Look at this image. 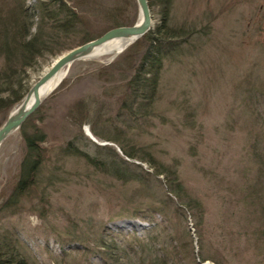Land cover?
Segmentation results:
<instances>
[{
	"label": "rangeland",
	"instance_id": "rangeland-1",
	"mask_svg": "<svg viewBox=\"0 0 264 264\" xmlns=\"http://www.w3.org/2000/svg\"><path fill=\"white\" fill-rule=\"evenodd\" d=\"M24 1L29 7L37 2ZM67 2L88 17L97 36L107 24L99 13L118 4L117 0ZM12 3L0 0L8 7ZM162 10L156 4L151 7L150 31L165 28L182 38V48L179 55L164 60L149 116L139 115L128 124L116 103L135 41L119 55L74 62L29 116L30 129H39L44 136L42 147L49 160L38 185L21 198L14 214L4 204L19 180L26 145L20 131L0 145V232L16 228L40 264H83L79 253L61 258L58 246L63 238L58 236L64 235L81 238L92 248L91 261L100 264V239L107 245L112 244V236L143 239L154 226L133 214L163 204L165 216L156 215L154 223L166 226L182 257L187 252L185 264H264V178L259 181L261 165L256 158H264V0H172L168 14L163 16ZM129 14H135L134 24L139 22L137 4ZM66 52L40 58L26 70L22 100L8 115ZM80 100L100 112L97 126L105 122L106 130L123 134L126 143L100 142L87 124L79 126L70 115L77 119ZM6 118H0V127ZM73 137L91 158L103 161L109 159L108 153L119 162H132L133 166L122 165L137 171L139 180L119 181L73 157L57 166L55 153ZM120 144L132 147L136 159L124 156ZM161 164L174 168L175 174L164 173ZM174 179L183 187L180 199L168 191ZM184 195L195 199L201 211L193 205L188 208ZM181 204L184 217L175 209ZM127 258L125 264L137 262L133 256Z\"/></svg>",
	"mask_w": 264,
	"mask_h": 264
},
{
	"label": "trees",
	"instance_id": "trees-1",
	"mask_svg": "<svg viewBox=\"0 0 264 264\" xmlns=\"http://www.w3.org/2000/svg\"><path fill=\"white\" fill-rule=\"evenodd\" d=\"M36 1L32 7L27 6L24 0H12L11 7H8V4H0V118L3 120L12 108L22 100V93L20 92L25 77L24 74L27 69H31L36 65L38 59L55 58L58 54L66 52V50H71L88 43L90 40L97 39L112 28L130 27L136 20L135 14L132 17L130 14L127 16L129 9L134 12L136 8L135 1L117 0L118 4L114 9L103 10L99 13V16H102L100 19L105 20L108 25L106 24V29L97 36L93 34L95 30L92 29V22L88 17L81 14L78 9L70 7L67 0ZM147 4L150 12L154 4L162 6V14L165 16L168 14L172 0H147ZM181 39L175 38L172 34L166 32L165 28L158 26L156 32L146 33L140 41H137L129 49L126 58V63H128L127 72L124 74L123 83L118 87L116 101L119 106V114L128 117L125 119L126 123L129 124V119L134 120L139 115H144V117L150 115L153 101L161 84L160 79L164 60L173 59L175 55L180 54L182 41L179 40ZM142 43L146 44L145 47H142ZM76 110L77 119L74 117V113H71L70 116L77 121L79 126L87 124L90 127L91 134L100 142L108 141L118 144L121 141L126 143V136L108 132L105 122L102 123V127H100L102 124L97 126L95 122L98 118L102 120V116H100L99 111L92 109L91 105L86 103L85 100H80L76 104ZM28 118L19 128L27 152L22 160L17 185L4 204V209L12 210L13 214L17 211L21 198L28 195L30 188L38 185L40 172L49 160L46 157L47 150L42 147L45 142L44 136L39 129H30ZM77 140V137H73L70 142L58 149L54 158L57 166L64 158L73 157L84 160L91 167L119 181L126 183L139 180L137 171L122 165L127 163L133 166L132 162L123 159L119 162L116 158H113L114 155L112 157L108 153L107 157L109 159L103 161L91 158L84 149L77 145ZM120 150L128 159H136L131 154L132 147H124L120 144ZM111 151L116 155V151ZM143 153L148 152L143 151ZM256 158L261 165L258 170L260 181L264 178V167H262L264 166V158L259 156H256ZM160 166L164 168L163 172L169 176L175 174L174 168L164 167L162 164ZM51 180H53V177L49 179V181ZM168 191L169 194L173 193L178 196L183 192V187L177 179H174L170 183ZM184 197L186 200L188 199V208L193 205L195 208H200L199 211H201V207L195 199L186 195ZM40 199L39 202L43 203L44 198H42V195ZM170 202L173 204L171 198ZM164 206V204L163 208L161 206H151L146 211L133 214L134 217L130 216L137 220L141 218L149 223L151 222L152 226L150 228L154 226L143 239L133 238L136 236L118 238L112 236V244L108 245L105 240L100 239L98 241L100 247H97V249L100 248L98 254L102 259L100 264H125L124 260L128 261L130 258L127 257L130 256L137 258V262H130V264H185V260L188 262L187 252L184 253V257L181 256L182 253L174 245L171 236L170 239L166 226L164 224L155 225L154 223L153 218L156 215L162 214L163 217L165 216L166 209ZM182 206L183 204L175 209L176 212L182 213V217H184L185 211ZM262 215L264 217V209H262ZM196 220L199 224L202 223L201 218L197 217ZM106 232L108 233V229ZM131 232L135 235L134 231ZM162 233H165V238L161 240ZM263 233L261 234L262 237ZM108 234L111 235V233ZM60 238L63 239L60 240ZM58 239L60 240L59 246L57 245L58 252L61 253L62 259L79 253L83 258V264H94L91 261V257H93L91 255L92 248L87 243L81 242V238L64 235V237L58 236ZM113 243L119 244H115L116 247H114ZM77 246L82 250L80 251ZM0 264L40 263L26 242L19 236L16 228L10 227L0 232Z\"/></svg>",
	"mask_w": 264,
	"mask_h": 264
},
{
	"label": "water",
	"instance_id": "water-1",
	"mask_svg": "<svg viewBox=\"0 0 264 264\" xmlns=\"http://www.w3.org/2000/svg\"><path fill=\"white\" fill-rule=\"evenodd\" d=\"M136 4L139 9L140 17L138 23L130 25V27L119 26L118 28H112L97 39L90 40L88 43L68 50L65 54L57 57L51 68L36 81L31 90L26 93L22 103L14 112L8 115L5 123L0 127V145L9 135L19 131V128L27 118L37 111L39 105L42 103L43 99H45V97H41L39 94L40 88L43 87L47 81L55 77L57 73L64 71V74L67 75L68 69L74 62L90 58L93 51L98 48V46L114 40L133 39L132 42H135L150 31L152 18L147 0H136ZM262 42L264 43V40ZM30 97H33V100L28 104L31 99Z\"/></svg>",
	"mask_w": 264,
	"mask_h": 264
},
{
	"label": "bare ground",
	"instance_id": "bare-ground-1",
	"mask_svg": "<svg viewBox=\"0 0 264 264\" xmlns=\"http://www.w3.org/2000/svg\"><path fill=\"white\" fill-rule=\"evenodd\" d=\"M132 41H133V39L110 41L107 44L98 46V48H96L93 51V54L90 58H98L101 56H110V55H113V56L119 55V53H121L127 46H129ZM48 70H46V71H48ZM64 73H65L64 71L57 73V75L55 77H53L52 79L47 81V83L45 85H43V87H41L39 90L40 96L46 98L47 95H49L51 92H53L56 89V87L59 86L58 84L66 77V74H64ZM30 98L31 99H30L28 104H30L33 100V97H30Z\"/></svg>",
	"mask_w": 264,
	"mask_h": 264
}]
</instances>
